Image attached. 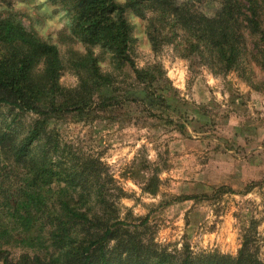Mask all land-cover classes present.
I'll list each match as a JSON object with an SVG mask.
<instances>
[{
  "label": "trees",
  "instance_id": "1",
  "mask_svg": "<svg viewBox=\"0 0 264 264\" xmlns=\"http://www.w3.org/2000/svg\"><path fill=\"white\" fill-rule=\"evenodd\" d=\"M48 1L65 4L69 29L87 52L71 55L67 64L77 84L63 87L65 62L58 48L20 24L0 20V108L14 114L0 124V264H264L251 226L235 256L193 253L187 244L170 250L152 237L144 238L149 214L121 217L118 202L127 194L111 185L114 181L98 159L69 158L47 133L46 122L50 116L87 109L96 103L98 89L113 85L115 78L102 70L95 47L110 55L116 69L128 66L142 91L154 95L164 90L167 79L161 65L138 68L129 55L133 39L126 8L151 12L146 30L153 52L170 44L182 59L226 75L238 70L247 55L264 71V2L218 0L219 9L208 17L195 7L203 0H128L125 5L115 0ZM256 85L254 90H264V81ZM99 100L110 106L115 98ZM20 114L35 116L24 135L11 129ZM156 182L154 174L142 191L156 195ZM222 190L232 192L220 187L215 193ZM208 198L183 196L175 201ZM16 243L32 251L13 261L6 246Z\"/></svg>",
  "mask_w": 264,
  "mask_h": 264
},
{
  "label": "rangeland",
  "instance_id": "2",
  "mask_svg": "<svg viewBox=\"0 0 264 264\" xmlns=\"http://www.w3.org/2000/svg\"><path fill=\"white\" fill-rule=\"evenodd\" d=\"M115 2L125 5L128 0ZM195 7L211 17L220 4L203 0ZM69 17L60 1L0 0V20L20 24L58 48L65 62L60 84L66 88L77 84L67 61L73 53L87 52L73 37ZM124 18L132 26L131 59L138 68L161 65L166 90L154 95L142 91L128 66L118 70L109 54L92 48L101 58L102 70L115 78L113 85L98 89L97 104L87 109L50 116L47 133L69 158L91 157L103 164L114 181L111 185L127 194L118 202L121 217L128 212L133 217L149 214L144 238L152 237L170 250L187 244L193 253L235 256L251 226L264 262V90L253 88L264 81V71L250 55L238 70L215 75L202 62L179 57L170 44L153 52L146 30L151 12L128 7ZM248 48L251 51L249 43ZM102 97L115 101L103 106ZM13 115L7 107L0 108V124L10 122ZM34 118L20 114L11 129L24 135ZM154 174L157 193L149 195L142 187ZM220 187L232 192L215 193ZM202 195L209 198L175 201ZM6 249L13 261L32 251L18 243Z\"/></svg>",
  "mask_w": 264,
  "mask_h": 264
}]
</instances>
